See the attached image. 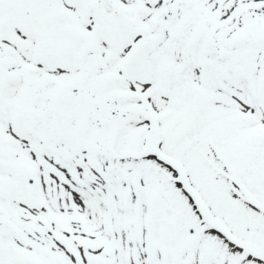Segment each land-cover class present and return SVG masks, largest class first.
<instances>
[{
    "label": "snow or ice",
    "instance_id": "snow-or-ice-1",
    "mask_svg": "<svg viewBox=\"0 0 264 264\" xmlns=\"http://www.w3.org/2000/svg\"><path fill=\"white\" fill-rule=\"evenodd\" d=\"M0 264H264V0H0Z\"/></svg>",
    "mask_w": 264,
    "mask_h": 264
}]
</instances>
